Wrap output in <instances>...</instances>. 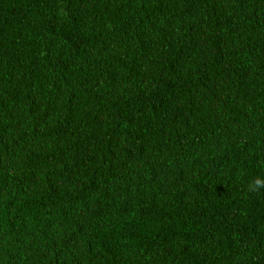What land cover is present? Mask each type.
<instances>
[{"label":"trees","instance_id":"obj_1","mask_svg":"<svg viewBox=\"0 0 264 264\" xmlns=\"http://www.w3.org/2000/svg\"><path fill=\"white\" fill-rule=\"evenodd\" d=\"M264 0H0V264H264Z\"/></svg>","mask_w":264,"mask_h":264},{"label":"clouds","instance_id":"obj_2","mask_svg":"<svg viewBox=\"0 0 264 264\" xmlns=\"http://www.w3.org/2000/svg\"><path fill=\"white\" fill-rule=\"evenodd\" d=\"M261 189H264V179L256 178L248 184L249 191H260Z\"/></svg>","mask_w":264,"mask_h":264}]
</instances>
